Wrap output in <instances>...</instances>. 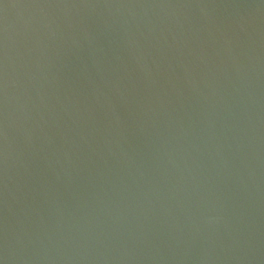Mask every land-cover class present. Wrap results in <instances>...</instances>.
<instances>
[{
  "label": "water",
  "instance_id": "95a60500",
  "mask_svg": "<svg viewBox=\"0 0 264 264\" xmlns=\"http://www.w3.org/2000/svg\"><path fill=\"white\" fill-rule=\"evenodd\" d=\"M0 264H264V0H0Z\"/></svg>",
  "mask_w": 264,
  "mask_h": 264
}]
</instances>
